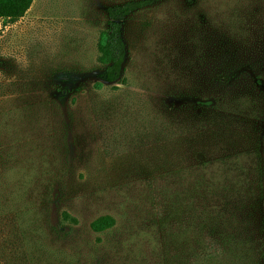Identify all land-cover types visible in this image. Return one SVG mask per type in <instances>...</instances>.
<instances>
[{"label":"rangeland","instance_id":"374dc122","mask_svg":"<svg viewBox=\"0 0 264 264\" xmlns=\"http://www.w3.org/2000/svg\"><path fill=\"white\" fill-rule=\"evenodd\" d=\"M127 1L0 19V264H264V0L131 12L106 82Z\"/></svg>","mask_w":264,"mask_h":264},{"label":"trees","instance_id":"16d2710c","mask_svg":"<svg viewBox=\"0 0 264 264\" xmlns=\"http://www.w3.org/2000/svg\"><path fill=\"white\" fill-rule=\"evenodd\" d=\"M34 0H0V19L5 22H15L27 12ZM158 0H130L107 8V27L98 41L99 61L103 64L100 77L106 82H115L121 74L125 60V44L122 36L124 19L133 11L148 6ZM252 155V153H248ZM216 183L212 179V184ZM235 184L238 181L234 182ZM236 190V189H235ZM72 221L76 220L72 218ZM111 216L104 215L90 223L95 232L104 231L114 225Z\"/></svg>","mask_w":264,"mask_h":264}]
</instances>
